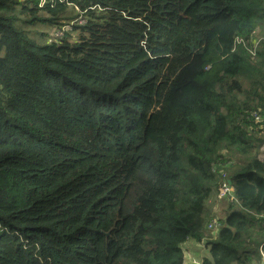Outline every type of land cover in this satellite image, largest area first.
Masks as SVG:
<instances>
[{"label": "trees", "instance_id": "1", "mask_svg": "<svg viewBox=\"0 0 264 264\" xmlns=\"http://www.w3.org/2000/svg\"><path fill=\"white\" fill-rule=\"evenodd\" d=\"M40 1L0 0V264H259L264 0Z\"/></svg>", "mask_w": 264, "mask_h": 264}, {"label": "built area", "instance_id": "2", "mask_svg": "<svg viewBox=\"0 0 264 264\" xmlns=\"http://www.w3.org/2000/svg\"><path fill=\"white\" fill-rule=\"evenodd\" d=\"M61 2H63L64 0H60ZM45 2V0H41L40 1V5H43ZM80 24L84 23V20H80L79 21ZM64 27V28H63ZM62 30L64 31L65 29H70V26H63ZM59 30V29H58ZM57 31V30H56ZM54 32L52 35V40L53 38L58 39L60 37H62L64 35V32ZM254 117L256 122H261V117L260 115H258L257 113H254ZM230 164V163H229ZM225 165L222 167V169H219V173H220V184L218 187V198L220 200H227L229 202H233L236 201V198L234 196V192L235 189L231 184V181L227 175V173L224 171ZM261 217L264 218V215H262ZM207 228L213 233V234H217L219 231V223H218V219H214L211 223L208 224ZM260 252L262 255V260L259 264H264V251H263V246L260 247ZM192 264H202L200 261L198 260H193Z\"/></svg>", "mask_w": 264, "mask_h": 264}, {"label": "crops", "instance_id": "3", "mask_svg": "<svg viewBox=\"0 0 264 264\" xmlns=\"http://www.w3.org/2000/svg\"><path fill=\"white\" fill-rule=\"evenodd\" d=\"M53 31H55V29L52 30V32ZM262 39H264V26H259L256 32L254 33L255 45H257L258 42H260ZM263 151H264V147L262 149V154H263ZM217 234H214V235L216 236ZM198 246L200 248H204V252L200 251ZM182 248L184 252L185 264H191L192 260L195 259L196 257L202 260L209 256V248L204 243H200L195 240L187 241L185 244H183Z\"/></svg>", "mask_w": 264, "mask_h": 264}, {"label": "rangeland", "instance_id": "4", "mask_svg": "<svg viewBox=\"0 0 264 264\" xmlns=\"http://www.w3.org/2000/svg\"><path fill=\"white\" fill-rule=\"evenodd\" d=\"M80 12H78V10H74L73 8H71L69 11H68V17H71V16H73V19L74 18H76V19H78L79 18V16H80V14H79ZM66 23H68V22H63L62 24H66ZM24 27V29H26V30H28V31H30L31 33H32V36H33V38L35 39V40H37L38 42H42L44 39L40 36V34L41 33H46V35H48V38H47V41L49 40H51L52 39V35H53V32H55L56 30V32H64L63 30H62V28L61 29H57L56 27H51V26H49L48 24H42V23H36V24H34V25H26V26H23ZM64 28V27H63ZM55 29V31H53L52 32V30H54ZM263 156V157H262ZM262 160H264V151H263V154L261 155V157H260ZM223 201H225V202H227L226 200H223ZM198 248H199V250L200 251H202V252H204V248H200L199 246H198ZM195 259H197V260H201L200 258H198V257H196ZM184 263H185V261H184Z\"/></svg>", "mask_w": 264, "mask_h": 264}, {"label": "clouds", "instance_id": "5", "mask_svg": "<svg viewBox=\"0 0 264 264\" xmlns=\"http://www.w3.org/2000/svg\"><path fill=\"white\" fill-rule=\"evenodd\" d=\"M76 10H77V8H76ZM79 12V11H78ZM80 20H82L81 18L80 19H77L76 21H73L70 25H67L68 23H66L64 26H72V25H74L76 22H79ZM225 164H223V165H221V166H219V169H222V167L224 166ZM214 169H216V167H214ZM231 184H232V182H231ZM227 201V200H226ZM208 231H210L209 229H208ZM214 235V234H213ZM200 243H204L205 245H206V243H205V241H201ZM261 246H264V245H261ZM260 246V247H261ZM264 251V250H263ZM261 253V252H260ZM262 256V255H261ZM193 260H197V259H193ZM192 260V261H193ZM198 261H200L201 263H202V260H198ZM191 264H192V262H191Z\"/></svg>", "mask_w": 264, "mask_h": 264}]
</instances>
